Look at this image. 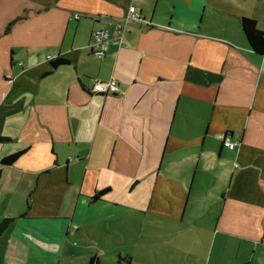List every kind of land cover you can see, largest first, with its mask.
I'll return each mask as SVG.
<instances>
[{
	"label": "crops",
	"instance_id": "obj_1",
	"mask_svg": "<svg viewBox=\"0 0 264 264\" xmlns=\"http://www.w3.org/2000/svg\"><path fill=\"white\" fill-rule=\"evenodd\" d=\"M131 7L146 22L98 58ZM241 17L264 31V0H0V264H264V56Z\"/></svg>",
	"mask_w": 264,
	"mask_h": 264
},
{
	"label": "built area",
	"instance_id": "obj_2",
	"mask_svg": "<svg viewBox=\"0 0 264 264\" xmlns=\"http://www.w3.org/2000/svg\"><path fill=\"white\" fill-rule=\"evenodd\" d=\"M79 15H75V19H79ZM131 22H146L144 17L131 7L125 18L111 26H105L102 29L95 30L92 33V50L98 57H104L111 45L121 46L124 41L125 31ZM119 91L118 84L115 80L110 79L108 81L95 80L93 86V92L97 93H115ZM218 138L222 140L223 145L228 149H235L237 143L233 142L228 134H219Z\"/></svg>",
	"mask_w": 264,
	"mask_h": 264
},
{
	"label": "trees",
	"instance_id": "obj_3",
	"mask_svg": "<svg viewBox=\"0 0 264 264\" xmlns=\"http://www.w3.org/2000/svg\"><path fill=\"white\" fill-rule=\"evenodd\" d=\"M240 26L252 50L257 54L264 56V31L258 27L257 21L252 18L241 17ZM66 62L67 61H65L60 57L56 58L52 62V67L56 68L60 65L65 64ZM0 140H5V138H0ZM23 152L24 151H18L8 156H5L1 160V165L8 166L13 164L23 154ZM108 191H109L108 188L99 191L98 194L95 195V198H98L99 196L106 194ZM12 221H13L12 218H6L0 222V236L8 228L9 224ZM93 262L94 259H91L90 264H93Z\"/></svg>",
	"mask_w": 264,
	"mask_h": 264
},
{
	"label": "rangeland",
	"instance_id": "obj_4",
	"mask_svg": "<svg viewBox=\"0 0 264 264\" xmlns=\"http://www.w3.org/2000/svg\"><path fill=\"white\" fill-rule=\"evenodd\" d=\"M103 58V57H102ZM227 134V133H226ZM76 244H79V243H76ZM81 260L83 261L84 259H79V261H76V264L79 263L81 264ZM105 262H107V264H118L120 261L119 257H114V258H109V257H105L104 258ZM74 263V262H73ZM124 264H128L127 261H124Z\"/></svg>",
	"mask_w": 264,
	"mask_h": 264
}]
</instances>
